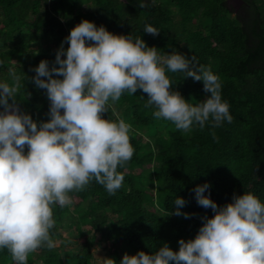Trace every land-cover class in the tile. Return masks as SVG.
<instances>
[{"label":"trees","instance_id":"trees-1","mask_svg":"<svg viewBox=\"0 0 264 264\" xmlns=\"http://www.w3.org/2000/svg\"><path fill=\"white\" fill-rule=\"evenodd\" d=\"M84 2L93 6L84 10L83 0H0V81L15 84L13 75L20 77L21 110L37 121L50 119L46 90L37 88L29 77L35 75L41 59L47 58L51 66L61 41L87 17L117 33L143 35L162 54L181 51L210 65L220 75L222 97L234 119L219 127L208 123L185 132L171 121L156 118L155 106L148 105V94L142 89L125 91L103 113L133 125L136 151L120 169L125 172L123 187L112 194L93 180L71 192V205H54L53 238L62 239L60 229L69 226L75 245L63 254L58 247H40L29 253L27 264L37 260L98 264L96 241L103 242V253L117 261L125 252L155 251L166 242L179 249L181 237H195L202 216L215 214L197 202L193 191L205 181L211 182V196L219 205L244 191L264 199V0H239L237 8L229 0H147L143 5L141 0ZM147 24L160 33L144 31ZM168 74L173 87L190 103L210 94L202 80L184 78L182 72ZM213 128L219 139L213 136ZM176 195L186 199L183 208L192 213L190 217L170 214ZM0 264H17L7 248L0 249Z\"/></svg>","mask_w":264,"mask_h":264},{"label":"clouds","instance_id":"clouds-1","mask_svg":"<svg viewBox=\"0 0 264 264\" xmlns=\"http://www.w3.org/2000/svg\"><path fill=\"white\" fill-rule=\"evenodd\" d=\"M144 31L156 35L161 30L147 24ZM159 49L143 35L117 33L82 18L61 41L51 66L41 59L29 77L46 90L47 120L37 121L21 110L19 76L13 75L15 84L0 81V249L7 248L17 264H27L29 253L40 247H56L54 205H71L73 190L93 180L112 194L123 187L125 172L120 169L136 151L133 125L103 113L125 91L142 89L148 105L155 106L153 115L185 132L234 119L222 97L220 75L210 65L194 55L175 50L162 54ZM169 71L202 80L210 94L190 103L173 87ZM210 188L205 181L193 191L197 202L215 214L202 216L195 237H181L179 249L166 242L155 251L125 252L118 261L103 255L102 264H264V199L244 191L219 205ZM172 203L170 214L192 215L183 208V196L176 195Z\"/></svg>","mask_w":264,"mask_h":264},{"label":"rangeland","instance_id":"rangeland-1","mask_svg":"<svg viewBox=\"0 0 264 264\" xmlns=\"http://www.w3.org/2000/svg\"><path fill=\"white\" fill-rule=\"evenodd\" d=\"M229 2L235 7L237 8L238 4H239V0H229ZM82 8L84 10L87 9V6L84 4L82 6ZM148 139V138H147ZM154 165H157V163H154ZM134 171H139L138 168H135ZM156 201V199H155ZM158 202V200L156 201ZM156 207L158 208L157 204H156ZM84 228H87V226H84ZM61 233H62V236L63 238L62 239H56L57 241V245L56 247H58L59 251L61 252V254H63V252L69 248H71L73 245H75L74 243V238L73 236L70 235V232L72 231V228H70L69 226H65V227H62L60 229ZM92 232H88V234H91ZM99 236L97 235V238ZM96 241V240H95ZM103 242H95V245H94V255H95V260L98 264H102V259H103V255H106L105 253H103L102 251V246H103ZM36 264H40V262L37 260L35 261Z\"/></svg>","mask_w":264,"mask_h":264}]
</instances>
